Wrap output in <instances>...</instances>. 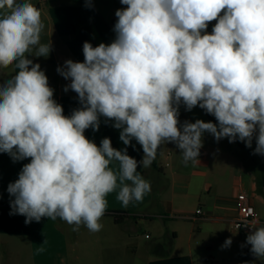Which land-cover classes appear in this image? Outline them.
Masks as SVG:
<instances>
[{
  "label": "clouds",
  "instance_id": "clouds-1",
  "mask_svg": "<svg viewBox=\"0 0 264 264\" xmlns=\"http://www.w3.org/2000/svg\"><path fill=\"white\" fill-rule=\"evenodd\" d=\"M120 3L127 7L115 12L114 41H85L83 62L57 67L70 80L64 91H74L81 105L66 116L40 64L28 58L51 51V42L41 43L39 8L0 0V68L18 69L0 83V153L30 160L7 188L9 214L25 216V224L59 218L73 231L83 225L99 232L110 193L119 187L117 199L127 206L151 191L138 167L149 168L162 144L174 143L185 164L198 160L205 133L249 148L255 139L254 154L264 155V0ZM181 105L198 106L216 123L181 125ZM101 117L114 121L124 149L108 137L98 146L85 136L99 130ZM133 140L140 161L127 154ZM251 227L245 243L264 259V226Z\"/></svg>",
  "mask_w": 264,
  "mask_h": 264
},
{
  "label": "crops",
  "instance_id": "crops-1",
  "mask_svg": "<svg viewBox=\"0 0 264 264\" xmlns=\"http://www.w3.org/2000/svg\"><path fill=\"white\" fill-rule=\"evenodd\" d=\"M36 6L45 24L41 43L51 42V51L47 58L30 55V59L40 64L49 86L54 89V99L62 105L64 114L70 116L81 105L74 91H64L70 80L59 75L57 67L63 66L68 59L83 62L85 41L94 47L113 42L116 33L112 22L118 19L115 12L127 6L120 0H90V6H86L85 0H39ZM213 27L214 23L210 22L206 31L211 33ZM52 65L55 70L51 69ZM17 71L14 66L0 68V83ZM113 123L101 117L99 130L89 128L85 130V136L98 146L103 138L108 137L114 148L124 149L126 146L119 139L120 130L112 127ZM206 140L207 137L202 140L199 155L203 160L198 162L203 168L208 164ZM165 150L167 154L163 156ZM178 150L174 143L162 144L149 168L138 167L151 184V191L142 201H132L124 206L117 199L118 187L107 196L108 206L100 220L102 229L91 232L81 225L79 231H74L72 239L68 231L73 226L59 218L45 217L39 222L25 224V216L9 214L11 197L8 185L18 179L22 167L30 160L13 162L7 153H0V264L10 258L12 264H243L245 252L251 245L245 243L247 235L240 234L233 225L237 216L236 197L240 192L246 194L259 219L264 220V186L259 181L257 169L251 164L253 156L264 171V156L261 159L251 148L250 151L243 149L246 156L234 166V174L226 181L218 179L213 184L206 182V174L181 175L180 171L167 169L164 160L173 158ZM127 154L137 161L143 158L142 148L135 140L127 146ZM110 167L118 169V163L113 162ZM167 175L171 179V199L161 196L167 191L156 193L160 180L169 179ZM159 193L161 197L155 198ZM204 193L205 201L202 200ZM197 210L201 214L195 215ZM113 211L124 214L121 224H116L109 215L108 212ZM152 217L164 220L166 231L159 237L167 240L168 248L153 253L147 262H141L128 242L132 240L134 224H142L146 218ZM228 238L232 240L231 245L222 247ZM158 246L162 248V245ZM246 263L264 264V259L250 252Z\"/></svg>",
  "mask_w": 264,
  "mask_h": 264
},
{
  "label": "rangeland",
  "instance_id": "rangeland-1",
  "mask_svg": "<svg viewBox=\"0 0 264 264\" xmlns=\"http://www.w3.org/2000/svg\"><path fill=\"white\" fill-rule=\"evenodd\" d=\"M34 5L39 3V0H31ZM30 59V55L28 56ZM53 70H55V66H51ZM179 120L181 125L185 121L195 122L197 119L203 120L205 122H213L215 117L213 115L207 114L203 109L198 106L193 108L191 111H186L183 105L180 106L179 109ZM213 120V121H212ZM207 137L205 142V149L208 159V164L205 168L199 165V161L203 160V157L199 156L198 160L195 162H188L185 164L183 162V157L180 154V150L173 156V158H166L163 162V165L166 166L167 169H173L175 171H180L181 175H190L194 173H202L206 174V182L215 184L217 180H228L231 174H234L235 169L234 166L242 161V158L246 156V152L238 146L235 142L229 143L227 138H223L219 141H216L214 137L208 133H205L203 136ZM202 139V140H203ZM243 143V142H241ZM255 142L252 144L251 149L254 152ZM167 150L163 151V156L166 155ZM248 151V150H247ZM255 156L263 158L264 155L255 154ZM168 176V175H167ZM169 179L164 180L163 178L159 182V188L156 189V193L161 192V194L167 191L164 196L167 199H171L172 190L169 187L170 184V176ZM166 185L167 188H163ZM165 189V190H164ZM155 198H159V195H155ZM203 199L206 200L205 193L202 195ZM156 210V209H155ZM157 211V210H156ZM155 211V212H156ZM154 212V213H155ZM134 223V221H132ZM135 231L133 232L132 240L129 241V245L134 247L136 250V259L141 262H147L148 257L154 255L153 253H159L160 251L167 250L168 242L165 238H160L161 233L165 232V223L164 220L161 221L158 217L146 218L144 223L135 225ZM68 235L70 238H73L74 231L70 229L68 231ZM147 235V237H146ZM162 245L160 248L158 245ZM131 247V246H130ZM45 260V258H44ZM121 260L119 259V262ZM6 264H12V260L6 259ZM3 262V264L5 263ZM25 262V260H24ZM29 264H32L29 262ZM211 264V263H204Z\"/></svg>",
  "mask_w": 264,
  "mask_h": 264
},
{
  "label": "built area",
  "instance_id": "built-area-1",
  "mask_svg": "<svg viewBox=\"0 0 264 264\" xmlns=\"http://www.w3.org/2000/svg\"><path fill=\"white\" fill-rule=\"evenodd\" d=\"M236 209L237 216L233 220V225L240 234L248 235L253 231L251 226L260 227L264 225V220L259 219L254 208L248 203L246 194L242 192L238 193L236 197ZM199 214L201 211L197 210L195 215ZM245 224H249V226H245Z\"/></svg>",
  "mask_w": 264,
  "mask_h": 264
},
{
  "label": "trees",
  "instance_id": "trees-1",
  "mask_svg": "<svg viewBox=\"0 0 264 264\" xmlns=\"http://www.w3.org/2000/svg\"><path fill=\"white\" fill-rule=\"evenodd\" d=\"M116 22H112V26L114 27V24H115ZM213 121V120H212ZM214 123H216V120H214ZM238 146H240L242 149H247L248 151H250V148L249 147H246L243 143H241L240 141H236L235 142ZM251 164L254 166V168H256L257 169V171H258V174H257V176H258V178H259V181H260V183H262L263 184V186H264V171H263V169H262V167L255 161V159L253 158V156H251ZM109 213V215L113 218V220H114V222L116 223V224H121L122 222H123V220H124V218H125V216H124V214H122V213H120V212H115V211H113V212H108ZM250 249L251 248H248L247 250H246V252H245V255H244V259H243V264H247L246 263V261H247V257H248V255L250 254Z\"/></svg>",
  "mask_w": 264,
  "mask_h": 264
},
{
  "label": "water",
  "instance_id": "water-1",
  "mask_svg": "<svg viewBox=\"0 0 264 264\" xmlns=\"http://www.w3.org/2000/svg\"><path fill=\"white\" fill-rule=\"evenodd\" d=\"M212 22H213V23H214V25H215V23H216L217 21H215V20H214V21H212ZM200 153H201V150H200Z\"/></svg>",
  "mask_w": 264,
  "mask_h": 264
}]
</instances>
